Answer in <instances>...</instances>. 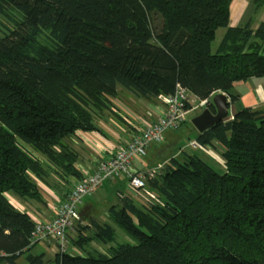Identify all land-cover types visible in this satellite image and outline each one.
Wrapping results in <instances>:
<instances>
[{"label":"trees","instance_id":"16d2710c","mask_svg":"<svg viewBox=\"0 0 264 264\" xmlns=\"http://www.w3.org/2000/svg\"><path fill=\"white\" fill-rule=\"evenodd\" d=\"M229 4L0 0V264H264V112L238 109L196 135L202 148L222 147L221 172L182 153L147 183L160 202L116 196L109 222H78L80 254L34 252L33 221L6 197L44 205L37 183L55 191L81 180L68 140L118 118V88L156 99L178 84L198 100L223 93L234 103L236 83L264 77V24L228 28ZM110 223L136 244L117 243Z\"/></svg>","mask_w":264,"mask_h":264},{"label":"crops","instance_id":"0c3cea01","mask_svg":"<svg viewBox=\"0 0 264 264\" xmlns=\"http://www.w3.org/2000/svg\"><path fill=\"white\" fill-rule=\"evenodd\" d=\"M247 24L250 25V28L253 32L256 31L261 24H264V0H230L227 27L241 28ZM224 33L225 29L217 30L215 40L213 41L215 42L217 40L215 50L217 49ZM117 93V98L112 101L115 106V114L119 119L110 116L100 118L96 121V125L99 130L98 132H77L74 137L68 140V143L71 145V147L75 149L80 155V161L75 167L76 170L85 169L92 172L99 161L109 159L111 154L109 153L108 149H110L117 143H120L121 145L124 144V142L127 140L128 133L132 128L131 125H141L140 121L135 120L134 118L145 119V114L146 112H148L149 106L158 105L157 100L154 98L149 99L139 98L134 95L132 96V94L124 91L121 88H118ZM232 93L236 95V101L234 103L230 102L231 114L235 113L238 109L245 108L251 109L253 111L264 112V77L250 78L245 82L236 83L233 87ZM122 95H124L126 98L122 97ZM131 96L135 99V101H138L135 103L136 108L134 109H130L125 103L127 102L128 97L130 99ZM190 98L192 101H197V99L193 96H190ZM169 139L171 142L173 141L171 137ZM190 141L195 142V139L190 140L188 138L187 142L189 143ZM188 148L190 149V147ZM191 150H196V148H191ZM197 150H200L203 154L207 155L208 158L218 166H220L221 169L224 168V162L221 158V153L223 150L220 145L215 143L212 147L203 148V150ZM182 153L186 152L185 150L180 148L177 153L171 155L163 161H158L159 157H162L163 153H161L160 150H154L153 155H151L149 158H146V156L145 158H136L133 162L132 167L136 171H144L148 168L158 166L164 167L168 163L170 158L178 157L180 159L179 156H181ZM73 182H75L74 179H67L64 185L61 184L60 190L55 191L47 188L40 183H37L39 190L43 196V200L45 201L44 205L30 200H20L11 194H7V199L10 204L18 211L30 214V216L40 220H49L53 215V208L62 201L61 198L63 196L71 191ZM109 183L111 188L110 196L115 195L116 197V194L118 192H124L126 190V181L123 178L111 181ZM101 188H103V186ZM82 205L83 204L81 203L78 208L79 219H81L80 224H83L84 220H88L89 218H93L98 222L101 221L102 223L109 222L106 217L108 208L103 209L104 217L99 218L96 217V215H87L90 214V212L94 209V206L87 204L85 207H83ZM84 209L86 210L85 215H83ZM95 242L98 243L97 241L90 242L89 247L92 248V245ZM103 247L106 248V246ZM36 248L38 249V252L43 251L46 257L49 259H52V257L54 256V253L45 246L38 245L36 246ZM76 250L78 254L81 253L78 249Z\"/></svg>","mask_w":264,"mask_h":264},{"label":"built area","instance_id":"2783aa9c","mask_svg":"<svg viewBox=\"0 0 264 264\" xmlns=\"http://www.w3.org/2000/svg\"><path fill=\"white\" fill-rule=\"evenodd\" d=\"M190 96L192 95L178 84L173 94L157 96L158 105L149 106L145 119L134 118L140 121L141 125H131L124 144L117 143L108 149L111 154L109 159L99 161L92 172L78 170L82 179L73 182L65 200L53 208L51 219L40 220L28 214L34 223L29 246H45L54 255L78 254L72 245L76 237L75 226L80 220L78 208L84 198L94 194L106 182L122 178L126 181V190L118 192L117 198L127 196L141 206L160 202L158 194L149 189L147 183L160 174L163 166L136 171L132 165L136 158H145L146 151L151 145L163 142L166 131L179 129L187 121L189 113L206 108L211 100L210 97L206 100L192 101ZM233 115L229 107L225 121L231 120ZM188 146L203 150L194 141H190Z\"/></svg>","mask_w":264,"mask_h":264},{"label":"rangeland","instance_id":"374dc122","mask_svg":"<svg viewBox=\"0 0 264 264\" xmlns=\"http://www.w3.org/2000/svg\"><path fill=\"white\" fill-rule=\"evenodd\" d=\"M217 40L211 44V51L214 53L215 52V46H216ZM131 94V93H130ZM133 96V95H132ZM132 96L128 97L127 102H125L130 109H134L135 103L138 101H135ZM122 97H125L122 95ZM126 98V97H125ZM123 100V99H122ZM125 101V100H124ZM203 108L197 109L196 111H193L187 115V121L177 130H168L164 133V141L161 142L160 144H153L147 149L146 153V158H149L151 155H153L154 150H160L161 153H163L162 157H159L158 161H163L164 159L170 157L171 155L175 154L178 152V150L181 148L185 150L186 153H194L198 155L201 159L205 160L207 163H209L214 169H216L218 172H221L222 169L220 166H218L216 163L211 161L207 155L203 154L200 150H191L188 147V142L187 139L189 138L190 140H194L197 131L194 129V127L191 124V120L198 115L201 114L203 111ZM172 138L173 141L171 142L169 138ZM166 140V142H165ZM187 143V144H186ZM171 144V145H169ZM169 145V146H168ZM187 147V148H186ZM180 157V156H179ZM111 182V181H110ZM126 185V184H125ZM111 188H110V183L106 182L103 184V188L99 189L96 191L94 194L91 196H88L83 199L82 201V206L85 207L87 204L94 206L93 210L90 212L91 216L96 217H104V208H108L110 205L117 203V198L114 196H110L111 194ZM85 215L86 210L84 209L83 212ZM86 215V217H87ZM89 219H85L83 224H88ZM81 222V219L79 220V223ZM102 223L101 221H99ZM115 231V241L117 243H131V244H136V241L129 238L126 236L117 226L114 224L110 223ZM77 225V224H76ZM81 226V225H80ZM79 227V226H78ZM92 248H95L101 252L105 251V247L101 245L100 243H93ZM34 252H38V249H34ZM18 264H25L23 261V258H20L18 261Z\"/></svg>","mask_w":264,"mask_h":264},{"label":"water","instance_id":"95a60500","mask_svg":"<svg viewBox=\"0 0 264 264\" xmlns=\"http://www.w3.org/2000/svg\"><path fill=\"white\" fill-rule=\"evenodd\" d=\"M209 104L213 106L214 113L208 107L200 115L191 120V124L198 134L211 129L219 122L226 120L229 114L230 99L226 94L218 93L212 96Z\"/></svg>","mask_w":264,"mask_h":264}]
</instances>
